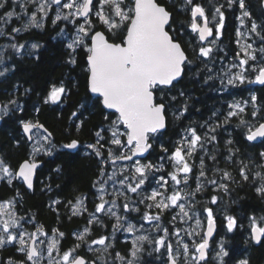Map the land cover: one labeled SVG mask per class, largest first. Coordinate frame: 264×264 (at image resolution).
I'll use <instances>...</instances> for the list:
<instances>
[{
  "label": "snow or ice",
  "instance_id": "6c2138e0",
  "mask_svg": "<svg viewBox=\"0 0 264 264\" xmlns=\"http://www.w3.org/2000/svg\"><path fill=\"white\" fill-rule=\"evenodd\" d=\"M9 2L10 0H0V9L9 6ZM170 2L174 3V0ZM237 4L241 10L237 17L239 27L235 32L239 50L234 53L232 62L222 69L219 79L223 90H227V86H264V21L257 23L252 19L245 9V0H227L228 9L234 11L233 6ZM11 6L13 10L0 14V37H6L10 41L7 48L11 50L9 58L13 60L12 70L17 58L34 55L26 50V43L18 42L20 33L30 32L32 28L43 29L45 22L51 19L54 27H59L60 23L65 24V28H59V34L63 35L67 25L71 24L74 36L66 44L69 50L67 63L76 65L78 51L85 53L87 90L102 103L104 109L113 110L111 115L115 119L105 116L107 124L99 126L94 132V142L85 146L91 150L86 154L94 155L100 166V179L93 184L97 189L99 202L88 213L82 231L72 233L76 242L64 249L61 240L67 239V236L59 228L46 230L44 225L34 223L31 217L17 216L13 209L19 203L16 197L20 196V192L16 189V197L0 201V249L11 244L16 252L23 254V258L0 259V264H107L104 254L110 256L113 262L119 260L122 264H141L140 254L145 250V244L152 246L149 255L158 254L157 259L161 264H227L225 258L229 256V252L224 247L223 238L218 250L211 248L210 251V238L216 230V219L213 208L201 206L198 195H203L210 186L213 191L227 192L228 185L224 181L233 180L229 171L216 166V151H209L207 148L208 144L217 140V128L238 118V126L246 130L242 133L246 141L264 138V116H261V105H258L255 90H249L250 99L227 105L228 111L220 114L223 116V123L218 122L219 116L213 112L212 116L217 120L214 126L207 122L198 127L190 125L178 134V140L169 142L170 147L161 144V150L165 153L159 158L162 163H142L140 157L153 147L151 141L155 140L157 134L167 129L169 117L178 121L188 110L187 103L180 108L175 107L178 96L183 97L185 93L180 90L173 94V90L184 78L191 61L185 47L173 34L176 29L173 28V13L168 7L160 3V0H11ZM16 7L21 11L17 12ZM179 8L188 16L185 24L192 34H196L193 39L198 37L193 51L197 58H203L205 67L212 72L207 61L212 59L214 50L224 51L217 42L221 40L226 27L225 11L222 10L225 5L217 4L216 0H207V5L202 0H181ZM50 12H54L52 17H49ZM245 18L251 21L248 32L255 34L257 38L251 43H241V39H252L241 31L245 27ZM13 20L21 26H11ZM116 39L120 42H115ZM257 43L258 46L254 47ZM38 47L37 43L30 44L31 49ZM4 62L5 53H0V64ZM234 68L238 71L233 73ZM9 70L5 66L0 70V76H4ZM210 80H213L211 75L205 83ZM28 91L30 89H26L25 93ZM65 93L63 82L59 86L53 85L44 103L55 104ZM249 104L252 106L250 118L247 112ZM16 111H23L16 99L0 103V120ZM35 111L39 112V109ZM72 115L76 116L77 113L73 112ZM19 124L26 135L32 133L33 129L43 128L38 122L23 119ZM80 127L82 122L77 125L78 131ZM44 131L47 132L46 129ZM51 135L49 132L42 137L49 147L34 146L29 158L15 167L0 158V181L14 186L13 181L18 180L31 190L33 176L40 166L34 157L41 152L51 155L55 147L51 143ZM28 139L32 140L33 135H28ZM232 143V140L226 141L227 145ZM80 146L79 140L72 139L62 144L61 148L73 151ZM238 151L228 148L225 161L240 165L239 174L244 181H249L250 176L252 183L259 181L256 192L264 198V151L259 153L261 163H256L252 158L247 162L234 160ZM206 158L213 162L211 167L206 163ZM117 161H129L130 164L125 165L119 173L112 171L110 175L107 174L108 166L116 165ZM250 164L260 171H253ZM165 165L171 170L166 171ZM209 171L213 178H209ZM217 175L219 180L215 178ZM109 182H112L115 189V199L111 198L113 194L106 187ZM117 184L119 187H116ZM121 189L124 191L121 192ZM128 193L135 194V197H129ZM105 195L110 198L106 200ZM121 196L126 202L118 204ZM84 199L77 197L75 204L68 202L71 216H81L88 212ZM217 199L213 195L204 204L215 205ZM140 205H144L147 211H142ZM117 207L121 214L113 210ZM153 209L159 211L153 214ZM165 211L170 216L166 222L162 221ZM133 212L137 213L135 217L132 216ZM100 213L106 215L109 221L115 218L116 222L111 225L114 232L123 229L132 234L137 230V223L143 229L146 222L152 226L154 233L162 235H136L126 254L122 255L118 251L113 254L108 251L110 248L115 250L116 247L115 243L109 242L110 234L89 239L94 227L107 226L103 217L97 215ZM225 219L229 233L243 227L242 224L238 225L233 216H226ZM248 219L251 239L260 243L264 237V215H253ZM133 220L137 223H133ZM189 221H194L195 226L189 224L188 228L182 227ZM203 221H206V230ZM26 225H31L35 230L30 231ZM50 234L51 238L48 239ZM173 237L177 238L175 243L172 242ZM93 245L102 248L94 249ZM82 249L94 253L93 258L88 259L86 255H82ZM239 264L248 262L241 260Z\"/></svg>",
  "mask_w": 264,
  "mask_h": 264
},
{
  "label": "trees",
  "instance_id": "16d2710c",
  "mask_svg": "<svg viewBox=\"0 0 264 264\" xmlns=\"http://www.w3.org/2000/svg\"><path fill=\"white\" fill-rule=\"evenodd\" d=\"M202 2L207 4V0H202ZM160 3L165 4L173 13V28L176 29L173 34L185 47L191 63L184 78L173 90V94H177L180 90L185 93L183 97L178 96L175 107L180 108L184 103H187L188 110L178 121L169 117L167 129L161 134H157L155 140L152 141L153 148L147 159L153 162L165 155L160 145L170 147L169 142L178 140V134L184 128L190 125L198 127L205 122L214 126L217 120L212 116L213 112L218 114V122L223 123V116L220 114L228 111L227 105L236 99H250L249 90H255L258 105H261V116H264V86L256 84L240 85L239 87L227 86V90H223L220 83L219 77L225 67L224 63L232 62L234 53L239 50L236 44L235 19H229L219 41V46L224 51H214L212 59L207 61L208 67L212 68V72H209L205 63L202 62L203 58H197L196 52L193 51L198 37L193 39L195 35L189 31L185 24L187 21L185 14L179 15L177 12L175 6L177 0H174V3L170 0H160ZM216 3H221V0H216ZM245 3L253 20H256L257 23L264 21L263 0H245ZM2 11L0 9V14ZM61 26L65 27V24L60 23L59 27H54L51 19H48L43 29H33L30 32L22 33L19 36L21 41L31 40L40 44L38 54L17 58L14 70L0 80V101L6 103L10 99H16L23 107L22 112L16 111L14 114L4 117L0 124V158L15 167L32 154L31 143L25 137L19 124L21 119L43 124L52 134L51 143L55 145L51 155L38 156L43 164L38 171L34 190L27 189L18 180L13 181L14 186L0 181V200L16 197V189H19L20 196L16 197L19 203L16 204V207L20 214L27 217L31 214L45 226L46 230L59 228L67 236V239L62 240L63 248H67L76 242L72 233L83 229L88 213L94 210L97 202L93 184L99 178L98 169L100 166L94 155L86 154L91 150L85 146L94 142V132L97 128L107 124L105 116H108L109 119H115V116L111 115L112 112L106 111L102 103L98 102L87 90L86 73L84 72L85 53L78 51L76 65L67 63L69 50L66 48V41L61 37H54L59 28H62ZM72 28L73 26L71 27L69 24L66 31L73 34ZM115 42L119 43L120 41L116 39ZM225 53H227L226 57ZM222 57L224 59H221ZM209 75L213 77V80L205 83ZM60 81H63L66 87L63 99L55 104H45L44 100L51 87ZM26 89H30V91L25 93ZM81 105H86V107L82 108ZM251 107L249 104L247 109L249 118ZM37 108L39 112L35 111ZM73 112H76L77 115L73 116ZM81 122L82 127L78 131L77 125ZM245 131L238 126V118H233L230 123L223 124L222 127L216 129L217 140L208 144L207 148L209 151H216L218 156L216 166L229 171L233 180L224 181L228 185L227 192L224 190L213 191L210 186L203 195H198V199L201 200V206H209L214 210L217 236L211 245L214 247L216 245L214 242L219 237L225 239V246L229 252V256L225 258L227 264H239V261L244 258L248 264H264V239L259 244L251 239L248 219L253 215L257 217L264 215V198L256 192L259 181L252 183L251 176L249 181H244L239 174L240 165L228 163L224 159L228 155V148H231L233 151L239 150L234 157L236 161L245 160L247 162L249 158H252L256 163L262 162L259 153L264 151V139L257 143L246 141L242 134ZM72 139L81 142L78 150L69 151L61 148L62 144ZM228 140H232L233 143L227 145L226 141ZM198 162L197 160L196 163ZM206 163L210 167L213 164L207 158ZM249 167L253 171H260L253 164H250ZM208 175L209 178H213L211 171ZM215 178L219 180V175ZM213 195L217 196V203L205 205L204 201L210 200ZM77 197L85 198L84 203H86L88 212L81 216H71L68 202L72 201L75 204ZM54 201H59V203L52 205ZM229 215L235 217L238 225L242 224L243 227L231 233L227 232L225 217ZM70 216L71 219H69ZM106 217L103 216V222L110 227L111 222ZM108 232L109 230L105 227L96 226L93 228L92 236H100ZM114 243L116 247L115 250L112 249V252L120 251L123 254L127 253L131 244L128 240L121 239L120 235ZM81 254L91 258L94 256V253L86 252L84 249L81 250ZM0 256L3 259L13 257L18 260L21 258L13 246L0 249Z\"/></svg>",
  "mask_w": 264,
  "mask_h": 264
},
{
  "label": "rangeland",
  "instance_id": "374dc122",
  "mask_svg": "<svg viewBox=\"0 0 264 264\" xmlns=\"http://www.w3.org/2000/svg\"><path fill=\"white\" fill-rule=\"evenodd\" d=\"M263 2H264V0H263ZM54 7H55V6H53V8H54ZM11 10H13V7L11 6V0H10V2H9V6H6V8L4 9V11H11ZM15 10H16L17 12H20V11H21V9H20L19 7H16ZM53 15H54V12H50V13H49V17H52ZM250 23H251V21H249L247 18H245V27L241 28V31H242V32H245V34H246L247 36H251L252 39H251V40H247V41H245L244 39H241V43H245V42H249V43H251L252 40H256V39H257V38L255 37V34H251V33L248 32V28L250 27ZM11 26H14V27H20L21 25H20L19 22L13 20V23H12ZM61 27H62V26H61ZM71 27H72V25H71ZM62 28H65V27H62ZM8 31H10V27L8 28ZM22 33H23V32H22ZM20 34H21V33H20ZM65 34H66V38L68 39V41H69V43H70V42H71V38H72V36H74V33H73V34H70V33H68V32L65 30ZM3 38L5 39V43H6V44H5L4 47H0V53H5V62H4V64H0V70H3V68H4L5 66H7V67L10 69V58H9V54L6 53V51L8 50L7 45L9 44L10 41H9V39L6 38V37H3ZM17 39H18V38H17ZM18 42H19V41H18ZM19 43H26V50H27V51H30V52H32V53L36 52V51L40 48V44H39V47H38L37 49H31V48H30V44L33 43V41H32V42H19ZM217 43H218V45H219V41H218ZM37 44H38V43H37ZM205 46H207L206 43H205ZM257 46H258V43H257V44H254V47H257ZM214 51H215V50H214ZM9 53H10V52H9ZM230 63H231V61H226V62L224 63V64H225V67H226L228 64H230ZM225 67H224V68H225ZM232 71H233V73H234V72L238 71V69H235V68H234V69H232ZM1 77H3V76H0V79H1ZM234 101H241V100L236 99V100H233L232 102H234ZM0 103H3V102L0 101ZM45 135H46V134H45L44 132H42V131H36V132H33V140H32V142H30V141L28 140V141L31 143V146H32V152H33V147H34V146H40V147H42V148L49 147V145H48L45 141H43V139H42V137L45 136ZM40 154H43V152H41ZM141 162H142V163H148V162H152V163H162V161H160V160H158V161H156V162H153V161H151V160H149V159H141ZM128 164H130V162H117V164L114 165V166H113V165H109L108 168H107V174L110 175L112 171H116L117 173H119V172L123 169V167H124L125 165H128ZM165 169H166V171H170V170H171L167 165H165ZM157 175H159V174H157ZM99 179H100V178H99ZM99 179H98V180H99ZM106 187L108 188V192L113 194V195L111 196V198H112V199H115V189L112 187V182H109V184L106 185ZM116 187H119V185L117 184ZM123 191H124V190L121 189V192H123ZM127 195H128L129 197H135V194H132V193H128ZM109 198H110L109 195H105V199H106V200L109 199ZM6 200H7V199L0 200V201H6ZM123 202H126V201L124 200L123 196H121L120 199L117 201V203H118V204H121V203H123ZM109 206H111V205H106V207H109ZM139 207L141 208L142 211H147V209H145L144 205H140ZM13 210L16 212L17 216H22V217H26V218H27V216H25L24 214H20V212L18 211L16 205H15V208H14ZM113 210L116 211L118 214H121V213H120V209H119V207L114 208ZM151 211L153 212V214H155V213L158 212L159 210L153 209V210H151ZM176 211H178V209H177ZM97 215H98V216H101V217L106 216V215H104L103 213H100V214H97ZM124 215H127V213H124ZM136 215H137V213H135V212L132 213V216H133V217H135ZM205 216H206V213H205ZM29 217L34 218L31 214L29 215ZM3 218H6V217H3ZM106 218L108 219V217H106ZM169 219H170V216H169L168 212L165 211V213L163 214V217H162V221L166 222V221H168ZM108 220H109V219H108ZM33 222L36 223L37 225H42V224H40V223H38V222H35L34 219H33ZM110 222H111V223H110L111 225L114 224V223L116 222V221H115V218H112ZM132 222H133V223H137V221H135V220H133ZM189 224H191L193 227L195 226V225H194V221H189L188 224H184V225H182V227H184V228H188V227H189ZM111 225H110V227H108V226L105 227V229L109 230V232H108L107 234H110V235H109V242H110V243H114L115 240H116V238H117L119 235H120L121 239H123V240H129L130 243H131V240L134 239L136 235H149V234L162 235V233H159V234L154 233V231H153V229H152V226L149 225V224L146 223V222L144 223V228H143V229H140V227H139V223H137V230H136L134 233H132V234L127 233V232L124 231L123 229H121L120 231H116V232H114L113 229H112V227H111ZM203 226H204V230H206V221H203ZM26 227H28V229H29L30 231H34V230H35L31 225H26ZM80 231H82V230H80ZM102 235H105V234H102ZM181 236H182V237L184 236L183 231L181 232ZM98 237H99V236H92V237H90L89 239L98 238ZM113 237H115L114 240H113ZM50 238H51V234L49 235L48 239H50ZM222 238H223V237H219L217 240H215L214 243H216V245H215L214 247H213V245H211V246H210V251H211V248H216V249L218 250V248H219V242L221 241ZM42 239H44V238L42 237ZM176 239H177L176 237H173V238H172V242L175 243V240H176ZM223 241H224V247H225V249H226V246H225V239H224V238H223ZM61 243H62V240H61ZM10 246H13V245H11V244L6 245L5 248H6V247H10ZM92 247H93L94 249H101V248H102V246H99V245H93ZM130 247H131V244H130ZM67 248H68V247H67ZM67 248H64V249H67ZM144 249H145V250L140 254L141 264H161L160 260L157 259V255H158V254H156V253H152L151 255H149V253L152 252V246H149V245L145 244ZM226 250H227V249H226ZM108 251H109V252H112V249L110 248ZM118 252H120V251H118ZM17 253H19V252H17ZM89 253H92V252H89ZM120 253L123 255L122 252H120ZM19 254L21 255V258H20V259H22V258H23V254H22V253H19ZM113 254H114V252H113ZM53 255L55 256V253H54ZM104 256H105V258H106V260H107V264H122V262L119 261V260H116L115 262H113L112 258H111L110 256H107V254H104ZM0 259H3V258L0 257ZM5 259H7V258H5ZM245 259H246V258H244V259H242V260H245ZM18 260H19V259H18ZM28 264H31V262H28Z\"/></svg>",
  "mask_w": 264,
  "mask_h": 264
},
{
  "label": "flooded vegetation",
  "instance_id": "af4514ba",
  "mask_svg": "<svg viewBox=\"0 0 264 264\" xmlns=\"http://www.w3.org/2000/svg\"><path fill=\"white\" fill-rule=\"evenodd\" d=\"M180 3H181V0H177V3H176V10H177V12L179 13V15H183L182 13L183 12H181L180 11V8H179V5H180ZM217 4H223V5H225V8L224 9H222V10H224L225 11V16H226V25H227V22L229 21V19L231 18V19H235V29L237 28V27H239V20L237 19V17L238 16H240V14H241V10L239 9V7H238V4L237 5H234L233 7H234V11L232 10V9H228L227 8V0H221V3H217ZM207 5V4H206ZM245 9L247 10V6H246V3H245ZM1 10H3L2 11V13L4 12V9H1ZM248 11V10H247ZM249 12V11H248ZM250 13V12H249ZM251 14V13H250ZM251 16H252V14H251ZM185 17L187 18V20H188V16L185 14ZM185 18V19H186ZM33 29H37V28H32L31 30H33ZM189 29V31L191 32V30H190V28H188ZM180 30H181V28H180ZM181 32V31H180ZM24 33H27V32H23V34ZM223 33H224V31H223ZM22 34V33H21ZM21 34H19L18 35V41L19 42H32L31 40H23V41H21L20 40V38H19V36L21 35ZM190 36H192L191 34H189ZM194 35H196V34H194ZM55 38H59V37H61V38H63V40H65L66 41V44L67 43H69V41H68V39L66 38V34H63V35H61V34H59V31H58V33L54 36ZM33 43H35V41H33ZM5 39L3 38V37H0V47H4L5 46ZM238 46V48L237 49H239V45H237ZM39 50V49H38ZM38 50L36 51V52H34V55L35 54H38ZM9 52H11V50L10 49H8L7 51H6V53H8L9 54ZM12 59H10V70L3 76V77H1V79L2 78H5L11 71H12ZM0 79V80H1ZM61 82H63V81H60L58 84H56V86H59L60 85V83ZM63 84H64V82H63ZM65 95V94H64ZM64 95H62V97H61V100L63 99V96ZM36 131H40V130H36ZM36 131H34V132H36ZM44 154V153H43ZM40 155H42V154H39L38 156H40ZM38 156H35L34 158L35 159H37L38 161H40L39 159H38ZM42 162V161H41ZM42 164H43V162H42ZM42 166V165H41ZM40 166V167H41ZM40 169V168H39ZM39 169H38V171H39ZM38 171H37V175H38ZM37 178V177H36ZM100 178V177H99ZM98 178V179H99ZM97 179V180H98ZM36 182V181H35ZM95 190H96V197H95V199L97 200V202L96 203H98L99 201H98V199H97V196H98V193H97V189L95 188ZM56 203H52V205H55ZM84 205L86 206V203H84ZM34 219V221L35 222H38V223H40L41 224V222L40 221H38V220H36L35 218H33ZM91 227V226H90ZM77 232V231H76ZM128 242H130L129 240H128ZM82 255H84V254H82ZM87 256V255H86ZM1 257V256H0ZM87 258L88 259H92L91 257H89V256H87Z\"/></svg>",
  "mask_w": 264,
  "mask_h": 264
},
{
  "label": "water",
  "instance_id": "95a60500",
  "mask_svg": "<svg viewBox=\"0 0 264 264\" xmlns=\"http://www.w3.org/2000/svg\"><path fill=\"white\" fill-rule=\"evenodd\" d=\"M183 46V45H182ZM90 93V92H89ZM91 94V93H90ZM92 96H93V94H91ZM106 111H108V112H112L113 110H108V109H105ZM2 123V120H0V124ZM40 125H43V124H41V123H39ZM46 128H45V126L43 125V128H40V129H33L32 130V133H30V134H28V135H33V132L34 131H36V130H40V131H42V132H44L46 135H47V133H49V131L47 130V132H45L44 130H45ZM165 131V130H164ZM163 131V132H164ZM25 135V137L28 139V135H26V134H24ZM262 139H264V138H258L257 139V141H253V142H255V143H257V142H259L260 140H262ZM29 140V139H28ZM33 140V139H32ZM32 140H29L30 142H32ZM152 142V141H151ZM152 144H153V142H152ZM153 148V147H152ZM152 148L147 152V153H144V155L142 156V157H140V159H147L148 158V156H149V154H150V152H151V150H152ZM117 162H129V161H117ZM39 164H40V166L42 165V162L41 161H39ZM40 166L36 169V171H35V174H34V176H33V188L31 189V191H33L34 190V186H35V181H36V177H37V171H38V169L40 168ZM26 186V185H25ZM27 188V187H26ZM216 236H217V225H216V230H215V232L213 233V237L212 238H210V246H211V244H212V242H213V240L216 238ZM263 239H264V237H262L261 238V242L263 241ZM254 241V240H253ZM255 242V241H254ZM260 242V243H261ZM256 243V242H255ZM256 244H259V243H256Z\"/></svg>",
  "mask_w": 264,
  "mask_h": 264
}]
</instances>
